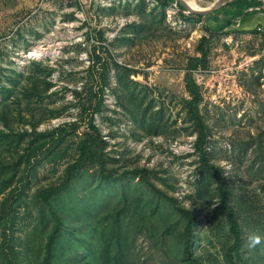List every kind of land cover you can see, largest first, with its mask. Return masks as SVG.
<instances>
[{
    "label": "rangeland",
    "instance_id": "1",
    "mask_svg": "<svg viewBox=\"0 0 264 264\" xmlns=\"http://www.w3.org/2000/svg\"><path fill=\"white\" fill-rule=\"evenodd\" d=\"M212 1L198 0L197 4L205 7ZM173 4L0 0V100L4 96L13 100L8 91L20 93L22 82L33 77L43 93L32 107L37 117L45 115L35 126L36 133L81 120L77 135L72 139L65 135V141L53 146L61 155L56 159L44 156L39 163L33 158L41 153L22 156L30 138L29 124L15 122L13 129L24 133L19 138L15 132H3L9 136L0 139V151L11 154L0 156V166L11 167L3 168L0 176L7 184L0 193V250L6 237L20 257L24 249L32 257L31 248L35 251L39 237L53 223L41 196L54 188L63 219V244L73 236L96 242L93 231L109 224L107 214L118 205L119 211L124 210L122 222L131 214L148 220L135 238L134 264H179L177 238L159 236L161 219L147 212L149 206L144 204L148 199L155 202L154 195L139 177L126 175L122 182L108 185L119 203L107 195L96 203V194L88 188L100 178L101 165L95 162L72 185L63 184L64 168L77 157V139L88 131L86 122L91 118L106 141L104 170L117 174L134 166L148 168V177L158 187L197 214L192 249L201 264H225L222 251L230 239L225 212L217 203L215 180L202 170L194 149L195 131L183 109V100L190 97L183 75L188 58L199 54L195 48L199 38H209L216 24L231 17L218 9L197 20L185 19L180 13L192 15ZM236 27L219 29L209 38L208 64L193 75L201 95L199 110L209 132L208 156L223 168L241 221L238 264H264V34ZM99 73L106 76L107 85ZM100 85L104 86L102 95L98 94L102 105L94 110L98 98L89 100L88 95L90 88L97 90ZM138 101V110H145L155 128L145 129L146 119L132 118V102ZM122 102H126V111ZM15 110L19 116L25 114L23 108ZM23 172L25 181L20 180ZM124 184L130 185L142 204L131 196L120 198ZM132 201L139 210H129ZM160 201L181 228L183 221L172 203L163 196ZM249 233L259 234L261 244L249 248ZM90 245L76 242L70 252L63 251L60 264H96Z\"/></svg>",
    "mask_w": 264,
    "mask_h": 264
},
{
    "label": "trees",
    "instance_id": "2",
    "mask_svg": "<svg viewBox=\"0 0 264 264\" xmlns=\"http://www.w3.org/2000/svg\"><path fill=\"white\" fill-rule=\"evenodd\" d=\"M155 1L161 5L175 2V0ZM176 4L179 6L177 2ZM256 6H262L260 0H231L228 2L219 10L227 11L231 18H227L224 23L221 22L216 24L215 28L211 29L209 38L214 36L219 29L221 30L231 25L232 19L240 15L241 21L243 19H247L249 15L255 11L254 8ZM249 8H251V10H248ZM260 9H262V7ZM180 15L183 18L190 20H197L198 18L202 17L201 15L192 17L189 15H184L183 13H180ZM247 30H250V32L260 31L264 34V25H258L255 28ZM209 38L205 35H202L195 46L199 54L192 55L188 58L184 70L183 80L185 89L189 92L190 97L183 100V109L185 110L186 117L192 123V127L195 131V139L193 143L194 149L198 155L199 164L201 165L203 171L213 176L215 180V192L218 196V204L225 212L224 215L230 239L224 246V250L222 251V259L225 264H238V259L240 257L239 250L243 241L241 221L238 215L237 207L233 204L230 198L232 191L229 188L223 168L220 165L210 161L208 156L206 144L208 141L207 137L209 132L203 115L199 110L201 95L193 75L197 68H205L208 64L209 46L207 42L209 41ZM100 78L103 81L104 86L107 85L106 76L104 78L103 75H100ZM28 79L30 81L26 79L22 82V91L20 93L10 94L13 92L10 90L8 91V95L12 96L13 100H7V96H4L3 99L0 100V123L3 127L0 129V139L8 135L3 133L5 129L9 134L15 132V135H17L18 138L19 135H23V132L21 133V131H16L13 129L15 122L22 121L23 123H27L31 126V132L29 133L30 138L28 139L27 146L25 148L26 153L22 154V156L30 158L31 154L36 152L43 154L41 156L34 157V163H39L42 157L48 155H53L56 159V157L60 156L61 154L57 153V151L53 149V146L60 145L66 140V136L72 139L74 135H77L76 133L79 131L81 120L77 118L71 122L60 124L58 128L46 133H36L35 126L45 119V115L42 113L41 116L37 117L36 109L32 107V104L36 99L42 96L43 90L40 88V84L36 81V79L33 77H28ZM104 86H98L97 90L90 88L91 91L88 95V99L92 100L93 98H98L95 102H93L94 110H98L100 105H102V98H100L98 94L102 95ZM138 103L140 102H132V104H135L131 109L132 118L134 120H139L140 118L146 119L147 124L145 129H151L154 127V123H152L149 118L145 116V110H138V107H141ZM120 105L126 111V102H122ZM20 108H23L25 111V114H22V116L17 115L18 112L15 110ZM7 115H9L11 119H9ZM12 116L14 117L12 118ZM86 127L88 128V131L82 136V138L79 137L77 139V157L73 161L69 162L64 168L63 184L72 185L76 180L82 178V172L86 170L90 164L93 162L100 164L101 169L97 172L98 176L100 177L99 180L95 184L88 187L92 189L94 194H96L94 199L97 200L96 203H99L100 196L105 195H107L108 198H112L117 201L116 196L112 194L114 191L107 189L108 185L122 182L126 175L139 177L140 182L146 184L149 189L152 190L154 195L155 202L148 199L144 204L149 206L147 212L157 215L158 218L161 219L162 227L160 229L162 230V234L159 236H162L164 239L167 235L173 234L176 236L178 242V253L181 258L179 264H201L200 257L196 255L192 249L194 237L196 236L194 228L199 223L195 211L189 207L177 203L173 196L168 195L167 192L158 187L148 177V168L134 166L129 171L117 174L104 170L103 150L106 146V141L100 133L99 128L93 123L91 118L86 122ZM49 140L50 142L47 143ZM3 153L10 155L11 151H0V156L3 155ZM27 158L25 164H28L29 166L30 161ZM17 165L18 163L13 164V166L16 168ZM10 167L11 164H7L3 168ZM3 168L0 166V176L1 170ZM24 173L25 172L21 174L20 180L25 181V178H27V174ZM9 182L10 181H5L4 183ZM6 185L7 184H3L0 181V193H2L7 188ZM101 186H103V188H100ZM56 193L57 192L54 188H50L46 194L41 196L42 200L47 205L48 215H51L53 218V223L51 226H47L46 228L48 231L43 236L39 237V242L35 248V251L34 248L30 247L32 253L34 252L32 257L28 256L25 249L22 252V256L20 257V252H18L15 247L9 246L5 237V240L3 241L5 243L0 250V264H60V257L62 256L63 251L67 250L70 252L76 242H79L82 246L86 247L87 245L91 244L88 250L90 255H94L96 264H134L131 251L134 247L137 233L144 231L145 224L148 221L147 219L145 220V216L135 215V217H133L134 214H131L127 221L122 222L120 213L124 210L119 211L117 208L118 205L113 206V208L107 214V217L111 218V220H109V224L102 226L99 229V232L98 228L93 231V236H95L97 240L96 242L93 243L89 240H80L76 236H69L71 237L69 242L66 241V243L63 244L65 239V236L62 235L64 226L62 223L63 219L61 213L58 209L59 205L58 197L55 196ZM18 195H20V193H18ZM130 196L132 199L141 203L138 200L137 193L130 189V185L124 184V187L120 190V198H127ZM161 196L172 203V209L174 210V213L176 212L177 216L183 221L181 228H178L177 226V218L164 211L163 207L159 205V203H161ZM14 203L15 202H13V200L9 202L8 208L10 212L13 210ZM117 203L119 202L117 201ZM135 204L136 203L132 201L130 203L131 207L129 210H139L134 206ZM123 215L127 217V213H124ZM154 233L156 235L158 234V231L155 229Z\"/></svg>",
    "mask_w": 264,
    "mask_h": 264
},
{
    "label": "crops",
    "instance_id": "3",
    "mask_svg": "<svg viewBox=\"0 0 264 264\" xmlns=\"http://www.w3.org/2000/svg\"><path fill=\"white\" fill-rule=\"evenodd\" d=\"M174 3H176V2H174ZM178 5H179V3H178ZM261 7L262 6H256L254 8L255 11H253L249 15V17L247 19H243L241 21V15L236 17V18H234V20L232 19V24L231 25L237 26L236 27L237 29H245V30L251 29V28H255L258 25H262L263 26L264 25V8L262 7V9H260ZM248 10H251V8H249Z\"/></svg>",
    "mask_w": 264,
    "mask_h": 264
},
{
    "label": "water",
    "instance_id": "4",
    "mask_svg": "<svg viewBox=\"0 0 264 264\" xmlns=\"http://www.w3.org/2000/svg\"><path fill=\"white\" fill-rule=\"evenodd\" d=\"M230 1L231 0H213L210 5L202 7L200 9H195L188 6L185 0H175V2L179 3L178 7L180 9L187 11L192 16H199L214 12L220 9L221 7L225 6ZM260 1L262 3V7L264 8V0H260Z\"/></svg>",
    "mask_w": 264,
    "mask_h": 264
},
{
    "label": "clouds",
    "instance_id": "5",
    "mask_svg": "<svg viewBox=\"0 0 264 264\" xmlns=\"http://www.w3.org/2000/svg\"><path fill=\"white\" fill-rule=\"evenodd\" d=\"M219 203V202H217ZM262 242V237L256 233H249L247 236V246L249 248H255L257 245H260Z\"/></svg>",
    "mask_w": 264,
    "mask_h": 264
},
{
    "label": "bare ground",
    "instance_id": "6",
    "mask_svg": "<svg viewBox=\"0 0 264 264\" xmlns=\"http://www.w3.org/2000/svg\"><path fill=\"white\" fill-rule=\"evenodd\" d=\"M185 1H186L187 5L190 6L191 8H195V9L202 8L201 5L197 4L198 0H185Z\"/></svg>",
    "mask_w": 264,
    "mask_h": 264
},
{
    "label": "built area",
    "instance_id": "7",
    "mask_svg": "<svg viewBox=\"0 0 264 264\" xmlns=\"http://www.w3.org/2000/svg\"><path fill=\"white\" fill-rule=\"evenodd\" d=\"M171 7H174V8L176 7L177 8L176 3H174L173 5H171Z\"/></svg>",
    "mask_w": 264,
    "mask_h": 264
}]
</instances>
